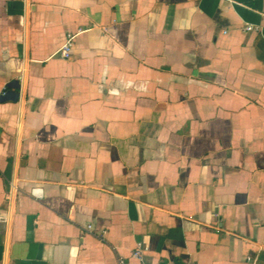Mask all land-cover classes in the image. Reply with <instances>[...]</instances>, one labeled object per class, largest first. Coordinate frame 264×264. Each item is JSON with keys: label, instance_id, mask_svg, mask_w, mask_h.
Instances as JSON below:
<instances>
[{"label": "crops", "instance_id": "crops-1", "mask_svg": "<svg viewBox=\"0 0 264 264\" xmlns=\"http://www.w3.org/2000/svg\"><path fill=\"white\" fill-rule=\"evenodd\" d=\"M232 1L0 0V264H264V0Z\"/></svg>", "mask_w": 264, "mask_h": 264}, {"label": "built area", "instance_id": "built-area-1", "mask_svg": "<svg viewBox=\"0 0 264 264\" xmlns=\"http://www.w3.org/2000/svg\"><path fill=\"white\" fill-rule=\"evenodd\" d=\"M228 1H230V3H233V4L235 3L232 0H228ZM252 30H255V28L253 26L249 25L246 27V31H252ZM75 38H76V35L67 34L66 40H65L64 44L62 45V47L59 51L61 58L69 59L71 57V51L73 48V43H74ZM30 196L37 199V200L42 199L44 197L43 189L37 188V187L31 189L30 190ZM11 197H12V193L7 192L5 194L4 198H5V200L9 201L11 199ZM86 231L87 232L92 231V227L88 226ZM146 251H147V248L142 243H138L137 249L134 251V257L141 260ZM123 263H124V261L120 260V264H123Z\"/></svg>", "mask_w": 264, "mask_h": 264}]
</instances>
